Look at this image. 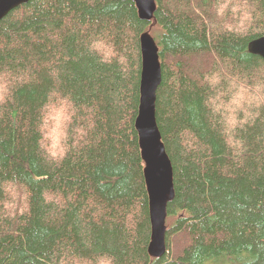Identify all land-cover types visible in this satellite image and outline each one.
<instances>
[{
    "label": "trees",
    "instance_id": "trees-1",
    "mask_svg": "<svg viewBox=\"0 0 264 264\" xmlns=\"http://www.w3.org/2000/svg\"><path fill=\"white\" fill-rule=\"evenodd\" d=\"M156 3L150 22L134 0L0 19V264H264V59L248 49L264 0ZM146 31L175 185L159 258L136 130Z\"/></svg>",
    "mask_w": 264,
    "mask_h": 264
},
{
    "label": "water",
    "instance_id": "water-1",
    "mask_svg": "<svg viewBox=\"0 0 264 264\" xmlns=\"http://www.w3.org/2000/svg\"><path fill=\"white\" fill-rule=\"evenodd\" d=\"M29 0H0V19L11 10ZM141 20L152 21L157 10L156 0H134ZM250 53L264 59V36L252 40ZM142 69L140 78V104L136 118V130L149 195L151 240L148 251L159 258L167 252L168 205L175 198L174 168L167 152L157 120L158 89L162 83L160 48L150 31L140 37Z\"/></svg>",
    "mask_w": 264,
    "mask_h": 264
},
{
    "label": "rangeland",
    "instance_id": "rangeland-1",
    "mask_svg": "<svg viewBox=\"0 0 264 264\" xmlns=\"http://www.w3.org/2000/svg\"><path fill=\"white\" fill-rule=\"evenodd\" d=\"M241 27H242V25H241ZM237 28H240L239 26L237 27ZM244 28H246L245 26H243V29ZM242 29V28H241ZM243 92V91H242ZM56 112V111H55ZM55 112H54V115H55ZM60 116H62V114L60 113V112H57V114L55 115V117L53 118V119H49L48 120V122H55V124H56V120H59V118H60ZM47 124V123H46ZM48 125V124H47ZM46 128H48V127H46ZM48 134H49V136H48V139H50V141L52 142V136H53V133H52V130L51 129H49V132H48ZM59 146H55L54 145V147H53V149H57ZM62 150H63V148H62ZM64 152V151H63ZM62 152V153H63Z\"/></svg>",
    "mask_w": 264,
    "mask_h": 264
},
{
    "label": "bare ground",
    "instance_id": "bare-ground-1",
    "mask_svg": "<svg viewBox=\"0 0 264 264\" xmlns=\"http://www.w3.org/2000/svg\"><path fill=\"white\" fill-rule=\"evenodd\" d=\"M141 37V36H140ZM163 74V73H162ZM162 79H163V77H162ZM162 134V133H161ZM162 139H163V137H162Z\"/></svg>",
    "mask_w": 264,
    "mask_h": 264
}]
</instances>
